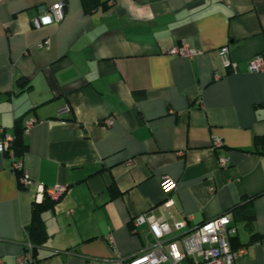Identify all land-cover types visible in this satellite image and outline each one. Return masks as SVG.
I'll return each mask as SVG.
<instances>
[{
	"label": "crops",
	"instance_id": "crops-1",
	"mask_svg": "<svg viewBox=\"0 0 264 264\" xmlns=\"http://www.w3.org/2000/svg\"><path fill=\"white\" fill-rule=\"evenodd\" d=\"M59 1L64 18L34 28L37 7ZM179 47L193 53L170 52ZM255 55L264 60V0H114L90 12L81 0H0V126L13 134L36 118L16 159L35 183L67 186L41 215L48 238L35 264H118L145 248L148 223L134 225L136 216L194 226L249 197L253 221L232 220L231 243L246 250L234 264H264V155L251 151L264 135V70L247 67ZM65 104L70 113L57 116ZM13 161L0 153L4 264L28 240L35 196ZM164 175L176 183L169 194Z\"/></svg>",
	"mask_w": 264,
	"mask_h": 264
},
{
	"label": "built area",
	"instance_id": "built-area-1",
	"mask_svg": "<svg viewBox=\"0 0 264 264\" xmlns=\"http://www.w3.org/2000/svg\"><path fill=\"white\" fill-rule=\"evenodd\" d=\"M63 1L51 5H39L37 14L31 18L34 28L52 22H59L64 18ZM39 47L47 49L49 39L46 38L38 44ZM174 54L190 56L193 51L187 47L173 48L170 51ZM224 66L235 69V63L229 61L228 50L223 46L218 51ZM249 71H263L264 60L261 55H255L247 62ZM69 105H62L56 110L57 116L63 113H70ZM37 121L33 116L28 117L23 123V132L26 133ZM14 136L5 131L0 126V153H8L15 160L12 169L17 171L20 185L25 188L34 187V202L40 203L44 197L57 200L67 192V186L56 184L45 187L40 183H35L23 168L20 160L16 159L12 150ZM219 138L212 140L214 147L221 145ZM219 164H226L225 158L218 159ZM160 185L165 193H171L175 189V181L167 176H162ZM170 200L164 202L169 205ZM148 223L147 237H145V248L141 253L131 256L120 257L118 264H234L235 260L245 253V247H233L231 239L235 236L236 228L233 225L232 217L229 213L223 212L220 215L206 220L200 224L189 226L187 219L173 221L172 224L154 217L151 213L145 212L135 217L133 224L140 222ZM0 264H4L0 258ZM14 264H35L32 253V245L27 240L23 250L19 253Z\"/></svg>",
	"mask_w": 264,
	"mask_h": 264
},
{
	"label": "trees",
	"instance_id": "trees-1",
	"mask_svg": "<svg viewBox=\"0 0 264 264\" xmlns=\"http://www.w3.org/2000/svg\"><path fill=\"white\" fill-rule=\"evenodd\" d=\"M113 2L114 0H81V4L85 12H90L98 7L107 9L112 5ZM135 95L140 94L135 93ZM13 136L14 139L11 147L14 152V156L19 157L26 149V145L23 140V125L21 126L19 124L15 127ZM251 151L264 155V135H258L253 138ZM55 202L56 200H52L47 197H44L40 203L32 202L31 220L25 227V230L26 236L32 245V253L34 258L36 256L37 248L42 246L48 238V234L45 231L41 215L45 210L52 208ZM226 212L231 215L233 221L246 220L247 222L251 223L254 219V214L250 205V197L248 199L246 198L242 203L234 205ZM259 238L260 235L258 233H251V241L258 240ZM237 245L238 244L235 241H232L233 247H237Z\"/></svg>",
	"mask_w": 264,
	"mask_h": 264
}]
</instances>
